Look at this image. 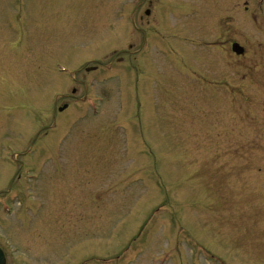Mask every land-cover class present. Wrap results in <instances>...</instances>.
<instances>
[{
  "label": "rangeland",
  "instance_id": "1",
  "mask_svg": "<svg viewBox=\"0 0 264 264\" xmlns=\"http://www.w3.org/2000/svg\"><path fill=\"white\" fill-rule=\"evenodd\" d=\"M15 1L0 0L3 264H264V0ZM148 26L174 55L141 52Z\"/></svg>",
  "mask_w": 264,
  "mask_h": 264
},
{
  "label": "flooded vegetation",
  "instance_id": "2",
  "mask_svg": "<svg viewBox=\"0 0 264 264\" xmlns=\"http://www.w3.org/2000/svg\"><path fill=\"white\" fill-rule=\"evenodd\" d=\"M19 1L20 0H16L15 1V3H16V7L18 8V13H22V12H24V7H25V4L23 3V4H21V3H19ZM142 0H140V2H141ZM155 1H157V0H153V2H155ZM159 1V4H163V5H165V6H169V4H170V2L168 1V0H158ZM138 3V5H137V7L141 4V3H143V2H141V3ZM147 2V1H146ZM149 4V7H152V1H150V2H148ZM174 5V4H173ZM145 13H146V16H149L150 15V10H147V11H145ZM25 17V16H24ZM129 19H130V22H133V20H134V14L133 13H129ZM0 22H2L1 21V19H0ZM11 22V21H10ZM15 23V22H14ZM23 23V22H22ZM149 27V26H148ZM140 31V30H139ZM153 31H157L156 29H152L151 27H149L147 30H142V32H143V36H144V38L142 39V42H141V45H140V50H141V52H142V49H148V52H149V50H152L153 48H155L156 46L158 47V43H159V48H160V50H161V52H164V51H167V53L168 54H175V53H170L169 51H170V47H168V46H166V45H164L162 42H161V38L159 37V34L157 33V32H153ZM2 39V32H0V40ZM163 39L165 40V41H167V38L166 37H164L163 36ZM236 43H233L232 44V46H231V52L234 54V55H236L237 57H242L243 55H244V52L241 54V55H237L235 52H233V46L235 45ZM140 50H139V52H140ZM140 52V53H141ZM139 53V54H140ZM166 53V52H165ZM142 57H144V56H142ZM147 57V56H146ZM145 58V57H144ZM121 61V60H120ZM120 64H117L116 62H110L109 64H107V65H105L106 67H108L109 66V70L107 69H104V72H105V74H106V71H112V73H113V69H111V68H113V66H114V64H115V66L116 67H119L120 68V70H126V67H125V65H124V62H119ZM67 70V69H66ZM93 71L92 72H95V70H97L96 68H94V69H92ZM115 70V69H114ZM68 71V70H67ZM101 71V70H100ZM72 71H70L69 72V74L71 73ZM57 73L59 74V75H64V74H67V73H64V72H62L61 71V68L57 65ZM86 88L88 89V84H86ZM87 91V90H86ZM88 97H91V96H89V93L87 94H85L84 95V98H85V100L86 101H88ZM62 98H64L63 96H57V98H56V101H60ZM73 102H74V100L73 99H71L70 100V102H69V104H65L64 106H62L60 109H59V111L60 112H63V111H68L67 109H69L71 106H73ZM91 102V101H90ZM71 105V106H70ZM64 107V108H63ZM50 128H54V129H57L58 127V129H60L61 130V128H62V124L60 123V122H58V120H54L53 121V124L51 125V126H49ZM59 130V131H60ZM53 131V130H52ZM5 151H6V155L4 156V160L6 161L5 162V164H7V165H9V167L10 166H12V167H14L15 165H16V158H17V155H18V151L14 148V147H12L11 145H9V144H6L5 145ZM31 151H32V149H27L26 151H25V158L26 159H30V157H29V155L30 154H32L31 153ZM27 152V153H26ZM32 155H35V154H32ZM38 155L39 156H41V151L39 150V152H38ZM32 169H34V168H30L29 167V165H27V166H22V175H21V182H22V184L24 185V184H28V180H30V178L31 177H35L34 175H28L29 174V172H31L32 171ZM35 170V169H34ZM25 186V185H24ZM9 194H11L12 195V199L14 200V199H22V198H24L25 197V195H26V188L24 187L22 190H15V191H9L8 192ZM219 264H227L226 263V261H220L219 262Z\"/></svg>",
  "mask_w": 264,
  "mask_h": 264
},
{
  "label": "water",
  "instance_id": "3",
  "mask_svg": "<svg viewBox=\"0 0 264 264\" xmlns=\"http://www.w3.org/2000/svg\"><path fill=\"white\" fill-rule=\"evenodd\" d=\"M233 51L236 52L238 55L243 53V50L241 47H239V45L235 44L233 46ZM4 262V255L3 252L0 250V264H3Z\"/></svg>",
  "mask_w": 264,
  "mask_h": 264
}]
</instances>
